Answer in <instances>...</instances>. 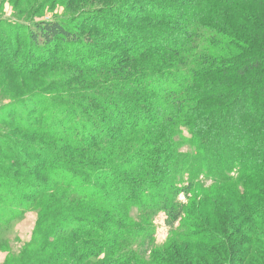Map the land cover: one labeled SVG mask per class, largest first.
Here are the masks:
<instances>
[{
    "label": "trees",
    "instance_id": "obj_1",
    "mask_svg": "<svg viewBox=\"0 0 264 264\" xmlns=\"http://www.w3.org/2000/svg\"><path fill=\"white\" fill-rule=\"evenodd\" d=\"M0 69V228L38 217L22 264L106 252L99 264H143L158 213L186 242L170 264L229 262L237 238L256 252L264 179L242 176L264 172V0H120L63 21L0 20ZM238 177L252 197L233 187L214 220L181 212L179 196ZM180 217L186 234L170 227Z\"/></svg>",
    "mask_w": 264,
    "mask_h": 264
},
{
    "label": "rangeland",
    "instance_id": "obj_2",
    "mask_svg": "<svg viewBox=\"0 0 264 264\" xmlns=\"http://www.w3.org/2000/svg\"><path fill=\"white\" fill-rule=\"evenodd\" d=\"M25 4L26 0H0V20L2 21H8L9 23L15 24L17 23H24L27 25H31L35 22L39 21H46V20H66L70 19L74 15L81 13L84 10L94 11L97 9H101L104 7H108L111 5H115L120 0H88V2L84 5L78 4V0H50L51 2H41V0H31V2L28 4L26 11L28 12V9H31L30 13L23 12L20 9L19 2ZM45 1V0H44ZM68 1V2H67ZM14 2H18L19 4H15ZM39 6V7H38ZM34 7V8H33ZM69 27H71L69 25ZM1 70V69H0ZM68 73H71L68 72ZM3 79V74L0 72V81ZM58 80V79H57ZM53 80V81H57ZM0 86H2L0 84ZM9 98L5 92L4 87H0V105H3L4 102L8 101ZM3 103V104H2ZM182 152L188 151V147L184 146L181 149ZM244 180L248 181L250 185L258 186L259 182L263 181L264 179V172L257 174V175H246L242 176ZM241 177H238L235 181H233L229 185H217L213 186L211 188H199L198 191L194 192L188 198L181 195L178 198V202L181 205V212H187L191 211L194 216L197 214L196 211L202 210L204 212H208L212 215V220L215 218V211L216 209H219L220 205L218 206L220 201H225L230 198L231 201H234L233 198L235 197L232 188H237L236 192H242L246 197H252L250 193L243 192V187L239 183V179ZM208 185V184H207ZM229 197V198H228ZM261 200L264 205V196L261 195ZM257 199V198H256ZM222 211L221 209H219ZM227 210H224L225 212ZM192 214H190L192 216ZM184 216V214H182ZM37 213L36 210L32 209L28 213L24 214L20 218L14 220L10 223L7 227L0 228V264H22L23 262V254L26 253V251H29V246L32 245V240L34 238V233L37 231ZM182 218H176L172 219L171 222H169L170 227L173 229H180L182 233L186 234L188 233V229L186 227V221H190L186 218L185 222H182ZM191 221V217H189ZM246 219V216H245ZM153 223L156 227V233H155V245H154V254L153 255H147L146 258L143 260V264H158V262H155L154 257H160L164 259V264H170V261H166L167 257L166 255L169 252V255L173 254V251L180 248L182 243L184 244V239H177L168 238V228L169 225L167 223V216L165 213H158L156 216H154L152 219ZM218 221V220H217ZM242 221V220H240ZM239 221V222H240ZM239 222H236L238 224ZM205 222H201V225ZM203 226V225H202ZM201 227V226H200ZM197 227L198 229H203L202 227ZM247 228H244L245 232ZM224 229L216 233L223 234L222 232ZM198 232V230H197ZM200 233V232H199ZM208 235V234H207ZM224 235V234H223ZM242 236V235H241ZM240 236V237H241ZM252 237L257 238L259 241V245L257 246L258 249H256V252L247 255L246 251H248V246H246L244 243H236L235 241H238V238L234 240V246L236 247L237 252H235V256H233L232 260L227 262L224 260V255L220 256L218 260L222 262L221 264H264V234L261 230L258 228H255L252 231ZM184 241V242H183ZM221 241V240H220ZM186 243V242H185ZM207 247L211 250H213L215 253L218 252V248L221 247V250L223 252H228L229 249L226 242H216L214 245H210L209 243L206 244ZM108 253H103L99 256V258H95L94 260H89V264L97 263L99 264L102 260L108 259ZM114 255V254H112ZM114 257H117L115 254ZM245 258V259H242ZM168 259H172L171 256H169ZM115 259L113 258L112 261ZM109 262L106 264H118L115 262ZM105 262V261H104ZM167 262V263H166ZM160 263V262H159ZM129 264H135L134 262H131ZM141 264V263H138ZM175 264V263H174Z\"/></svg>",
    "mask_w": 264,
    "mask_h": 264
}]
</instances>
